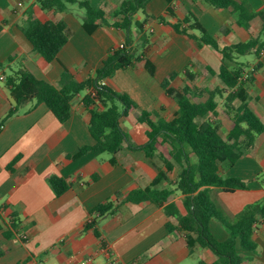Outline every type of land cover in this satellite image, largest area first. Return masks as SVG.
I'll list each match as a JSON object with an SVG mask.
<instances>
[{
  "label": "crops",
  "instance_id": "obj_1",
  "mask_svg": "<svg viewBox=\"0 0 264 264\" xmlns=\"http://www.w3.org/2000/svg\"><path fill=\"white\" fill-rule=\"evenodd\" d=\"M86 1L105 13L106 24L97 21L91 32L82 26L84 10L77 4H66V10L59 12L41 9L38 0H0V62L4 64L0 70L3 77L0 80V120L15 106L5 78L20 67L36 79L59 88L63 71L78 82L84 81L102 66L110 51L125 44L126 32L114 27L120 16L117 19L112 16L126 0ZM238 1L250 12L264 11V0ZM29 11L41 22L66 25L67 41L49 63L33 50L22 32ZM187 13L215 38L219 48L264 36L257 18L244 29L227 10L201 1L149 0L145 15L138 13L133 17V22H144V32L148 35L145 51L139 47L140 35L132 24L131 49L136 60L129 69L117 70L104 84L128 95L137 106L135 112H148L154 122L169 121L177 114L175 100L161 88L163 80L175 75L167 90H179L184 84L190 85L185 73L188 70L192 80L199 77L209 83L217 77L205 76L203 69L209 67L217 74L222 62L219 52L170 27L181 22ZM157 17H163L166 23L159 22ZM188 32L198 35L197 31ZM239 57L235 58L237 63H241ZM9 58L12 60L8 61ZM257 63L259 68L245 85L246 102L264 124V51L254 61L246 63V70ZM88 92L92 93L86 91L73 99L70 117L63 124L44 104L32 100L23 104L2 127L0 264H80L88 258L91 264L213 263L216 257L208 249L196 244L188 246V238H195L193 234L166 228V224L174 227L178 224L177 215H166L167 204L175 205L179 215H184L183 195L179 191H174L162 205L149 201L125 202L134 190L175 188L173 184L181 168L169 156L168 146L158 147L150 158L141 150L126 148L125 144L114 156L98 151L79 155L80 148L95 144L88 130L89 110L82 103L83 95ZM120 125L135 145L147 141V127L138 123L134 115L122 117ZM229 129L228 124L224 139ZM163 159L172 165L171 169H166ZM160 172L164 178L154 184ZM220 174L240 179L246 185L245 189L232 192L209 188V197L225 220L234 222L250 205L264 206V131L256 137L249 151L231 167L221 168ZM94 175L96 179L92 180ZM52 176L63 179L68 185L60 196H56L49 185L48 179ZM106 201L116 206V212L102 217L90 214ZM92 219H96V224L85 229ZM11 222L16 228L13 235L6 238L4 233ZM208 228L219 242L229 237L217 219H211ZM251 239L256 245L255 252L237 247V253L243 258L241 264H264V218L255 224Z\"/></svg>",
  "mask_w": 264,
  "mask_h": 264
},
{
  "label": "trees",
  "instance_id": "obj_2",
  "mask_svg": "<svg viewBox=\"0 0 264 264\" xmlns=\"http://www.w3.org/2000/svg\"><path fill=\"white\" fill-rule=\"evenodd\" d=\"M192 1H201L210 7L227 10L236 17L237 24L244 29L248 28L250 21L257 18L261 23V32L264 34L263 10L250 12L245 4L238 0ZM148 2L149 0H126L120 4L112 18L117 19L120 16V19L115 21L114 27L124 30L127 34L124 48L110 51L102 66L84 81L78 82L69 72L63 71L58 81L60 86L58 88L36 79L22 67L7 76L5 84L10 90L15 106L10 109L5 118L0 120V132L7 119L14 115L23 104L32 100L36 104H44L55 119L63 124L70 117L73 99L80 93L92 91L94 95L90 92L83 95L82 103L89 110L88 130L95 144L80 148L79 155L98 151L114 156L125 144L126 148L141 150L146 157L150 158L158 147L169 146V156L181 168L178 180L173 184L175 188L134 190L125 198V202L149 201L155 205H162L174 191H179L183 195L184 215H179L175 205L167 204L164 207L166 215L168 217L177 215L178 223L176 227L166 224L168 231L177 230L193 234L195 238L194 240L188 238V246L196 244L200 248L208 249L216 257L211 264H241L243 258L237 253V247L255 252L256 245L251 236L254 225L264 218V206L250 205L236 217L234 222H229L215 209L209 197V188L215 187L227 192L246 188L245 182L240 179L223 177L220 169L231 167L243 153L254 146L256 137L264 131V124L246 102L245 85L251 81L252 76L247 81H242V76L248 66L235 61V58L247 54L258 57L264 51V36L251 37L245 43L219 48L215 38L204 31L192 14L187 13L181 22L171 24L170 27L175 32L185 34L202 45H208L222 55L217 74L213 73L209 67L203 69V74L207 77L209 74L216 75L222 86L211 90L207 87L198 88L184 84L179 90L174 91L167 90V87L175 75L166 78L161 83V88L175 100L177 114L169 121L154 122L148 112L140 111L138 114L135 112L137 106L128 95L115 92L104 84V81L111 78L117 70L129 69L136 60L131 49L130 27L132 24L140 35L139 47L142 52L145 51L148 35L144 32V22H133V17L138 13L145 15ZM38 3L43 10L54 9L59 12L66 10V4H77L84 10L82 26L88 32L95 28L97 21L106 24L104 11L92 7L86 0H38ZM155 19L166 23L163 17ZM186 24L188 26L184 27ZM1 29L2 23H0V31ZM21 29L33 50L48 63L55 59L67 41V29L63 22H41L31 11L27 12L25 25ZM188 31H197L198 35L189 34ZM11 60L8 59V61ZM229 63L234 66L231 67ZM3 67L4 64L0 62V70ZM258 68L259 63L255 65L254 73ZM185 73L191 81L192 76L189 75L188 70ZM204 93H207V98L200 101ZM224 94H226L225 97ZM217 96L224 97L222 112L230 122L226 139L219 134L218 128L211 122V117L217 112L215 100ZM97 102L103 106L100 107ZM107 102L109 105L106 104ZM130 114L134 115L138 123L147 127V141L142 145L132 143L120 125V119ZM190 157L194 159L193 162ZM163 162L167 170L171 169V164L164 159ZM162 178L164 174L160 172L154 184ZM95 179L94 175L92 180ZM48 182L56 196L62 195L68 189L67 183L59 177L52 176ZM114 212H116V206L106 201L93 208L90 214L102 217ZM211 219H217L225 227L229 235L226 241L219 242L212 236L208 228ZM1 221L0 218V229ZM95 224L96 219H92L85 229L92 228ZM15 228L16 225L11 222L4 236L11 237ZM95 235L98 236L96 231ZM1 255L0 249V257Z\"/></svg>",
  "mask_w": 264,
  "mask_h": 264
},
{
  "label": "rangeland",
  "instance_id": "obj_3",
  "mask_svg": "<svg viewBox=\"0 0 264 264\" xmlns=\"http://www.w3.org/2000/svg\"><path fill=\"white\" fill-rule=\"evenodd\" d=\"M79 7V6H78ZM255 60V56L253 54H247L245 56H241L239 57V62L241 63H247V62H252ZM229 65L231 67L234 66V64L229 63ZM248 70H245V73ZM214 80V81H213ZM188 83L191 86H196L198 88H202V87H207L208 89H214L215 87H220L222 86L221 83L219 82V80L217 78L214 77V79L209 80V83L207 81H204V79L202 78H196L195 80H188ZM226 94H224L223 96L225 97ZM224 97L221 96H217L215 98L216 102H217V109H216V113L214 114V116L211 117V122L219 129V134L221 136H226V129L228 124L230 123L229 120L227 119L226 115L222 112L223 111V105H224ZM207 98V93L203 94V97L200 99V101H203L204 99ZM196 101V100H195ZM213 119V121H212ZM169 147V146H168ZM170 153V151H169Z\"/></svg>",
  "mask_w": 264,
  "mask_h": 264
},
{
  "label": "built area",
  "instance_id": "obj_4",
  "mask_svg": "<svg viewBox=\"0 0 264 264\" xmlns=\"http://www.w3.org/2000/svg\"><path fill=\"white\" fill-rule=\"evenodd\" d=\"M118 48L119 49L124 48L123 47V44L122 45H119ZM247 70L248 71L246 73H244L243 76H242V81L249 80L250 76H252V74L254 73V67H251V68H249ZM2 79H3V77H0V80H2ZM91 94L94 95L93 92ZM34 264H38V263H34ZM80 264H91V259H89V258L88 259H85V260L81 261ZM131 264H136V263L135 262H132Z\"/></svg>",
  "mask_w": 264,
  "mask_h": 264
}]
</instances>
